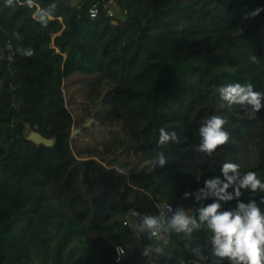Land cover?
Returning <instances> with one entry per match:
<instances>
[{
	"label": "trees",
	"instance_id": "1",
	"mask_svg": "<svg viewBox=\"0 0 264 264\" xmlns=\"http://www.w3.org/2000/svg\"><path fill=\"white\" fill-rule=\"evenodd\" d=\"M104 1L0 0V264H145V250L164 264H216L206 222L177 233L158 206L199 223L213 198L195 194L223 179L225 162L264 181V98L254 113L217 91L239 82L264 93V11L248 15L264 0H113L116 22L102 8L90 18ZM40 8L51 13L46 26L34 18ZM213 115L229 141L208 156L197 151L199 127ZM34 125L52 146L26 138ZM161 128L179 143L158 145ZM241 193L264 211V193ZM146 215L163 218L161 239L141 231Z\"/></svg>",
	"mask_w": 264,
	"mask_h": 264
},
{
	"label": "clouds",
	"instance_id": "2",
	"mask_svg": "<svg viewBox=\"0 0 264 264\" xmlns=\"http://www.w3.org/2000/svg\"><path fill=\"white\" fill-rule=\"evenodd\" d=\"M13 0H6V5H11ZM29 8L33 7L34 0H26ZM53 9L55 5L51 6ZM264 8L258 7L251 16L258 15ZM34 18L38 19L42 25H47L51 13L40 8L34 13ZM10 47V45H9ZM33 51L25 49L22 55L31 57ZM255 59V58H253ZM222 101L228 106L250 105L255 113L261 108V99L264 93L253 91L251 83L241 84L239 82L226 84L217 89ZM226 121L219 115H213L199 127L201 143L197 146V151L211 156L212 153L229 141V133L224 130ZM179 143L175 131L166 132L163 128L159 130L158 145H164L169 141ZM156 162L163 166L166 159L163 153L156 157ZM239 165L233 162H225L220 167L223 177H213L204 181V187L197 190L195 199L203 201L213 198V202L197 209L199 223L193 216L186 215L178 210L168 222V228L177 233L190 235L194 229L205 224L211 233L210 244L213 255L217 258L216 264L220 261H227V264H264V211L257 204L256 199L249 198L247 203L240 200L241 189L247 190L249 194L264 193V181H262L255 171H248L242 175L239 172ZM199 180V176H197ZM232 188V192L227 190ZM190 194L185 192L184 197ZM235 200L234 209L221 211V202L228 203ZM260 203L264 204V195L260 196ZM133 215L137 213L133 212ZM164 227L163 218L146 215L143 218L141 231L147 229L152 237H157ZM123 255L122 250H119ZM196 252V249H192ZM147 255L145 250L143 253Z\"/></svg>",
	"mask_w": 264,
	"mask_h": 264
},
{
	"label": "built area",
	"instance_id": "3",
	"mask_svg": "<svg viewBox=\"0 0 264 264\" xmlns=\"http://www.w3.org/2000/svg\"><path fill=\"white\" fill-rule=\"evenodd\" d=\"M113 4H114L113 0L104 1L101 4V7L99 5H95L94 4L88 9L87 15L90 18H95L98 15L100 9L102 8V9H104L106 11V14L109 17H112L113 21L116 22L117 21V16H116V13L113 11V9L111 7ZM125 12H126L125 10L122 11L123 14ZM158 208H159L160 215L164 216V217H167L169 220H171L172 216L177 212L175 210V208L171 204L159 205ZM155 238H156V240L161 239L162 238L161 232ZM119 250H122L123 254L125 253V250H124V248L121 245H116L114 247V255H115L116 261L121 260V258L123 256V255L120 254ZM145 264H164V263L160 259H154L153 258V253L150 251L148 253L146 259H145ZM179 264H189V262H186L185 260H181L179 262ZM194 264H197V261H194Z\"/></svg>",
	"mask_w": 264,
	"mask_h": 264
},
{
	"label": "water",
	"instance_id": "4",
	"mask_svg": "<svg viewBox=\"0 0 264 264\" xmlns=\"http://www.w3.org/2000/svg\"><path fill=\"white\" fill-rule=\"evenodd\" d=\"M94 121L93 118H90L86 123L85 126H90V124ZM99 129L101 130L102 128L99 126ZM79 131V129H74L72 131V135H75L77 132ZM26 138L30 141H32L33 143L39 145L42 144L44 146L50 147L52 146L53 142H54V138H47L44 137L42 134H40L37 131V125H34V129L30 130L28 135L26 136Z\"/></svg>",
	"mask_w": 264,
	"mask_h": 264
},
{
	"label": "rangeland",
	"instance_id": "5",
	"mask_svg": "<svg viewBox=\"0 0 264 264\" xmlns=\"http://www.w3.org/2000/svg\"><path fill=\"white\" fill-rule=\"evenodd\" d=\"M119 10H120V9H119L118 7L115 8V12H116V14H119V12H120ZM67 93H72V95L75 96L76 101L78 100V95H79V93H78L77 85H76L75 83L70 82V84L68 85ZM75 104H76V103L73 102V104H71V108H73V107L75 106ZM92 123H94V122H92ZM92 123H91V124H92ZM91 124H90V125H91ZM74 129H76L75 126H74ZM75 135H76V134H75ZM75 135H72V136H75ZM166 244H167V239H166V238H163V239L161 240V242H160V247H158V248H159V249H158V252H160L158 256L161 257L163 254L166 253V251H167Z\"/></svg>",
	"mask_w": 264,
	"mask_h": 264
}]
</instances>
